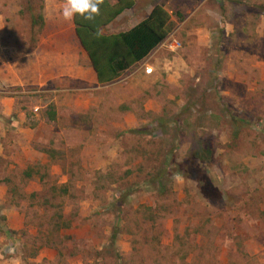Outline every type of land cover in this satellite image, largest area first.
Returning a JSON list of instances; mask_svg holds the SVG:
<instances>
[{"label":"rangeland","instance_id":"rangeland-1","mask_svg":"<svg viewBox=\"0 0 264 264\" xmlns=\"http://www.w3.org/2000/svg\"><path fill=\"white\" fill-rule=\"evenodd\" d=\"M5 1L0 105L17 110L0 114V264H264V0H133L102 32L158 5L181 48L159 54V74L107 85L63 51L74 25L54 0L59 56L40 61L59 72L33 86L42 0ZM19 114L43 153L26 170Z\"/></svg>","mask_w":264,"mask_h":264},{"label":"trees","instance_id":"trees-1","mask_svg":"<svg viewBox=\"0 0 264 264\" xmlns=\"http://www.w3.org/2000/svg\"><path fill=\"white\" fill-rule=\"evenodd\" d=\"M134 6L133 0H104L100 15L92 21L76 16L73 20L75 36L86 53L97 83L107 85L125 71L144 60L168 37V15L162 6H154L148 16L125 32L104 34L103 28ZM100 31L103 35H97ZM195 179L201 182L196 176ZM200 192L219 197L218 191L205 178Z\"/></svg>","mask_w":264,"mask_h":264},{"label":"crops","instance_id":"crops-1","mask_svg":"<svg viewBox=\"0 0 264 264\" xmlns=\"http://www.w3.org/2000/svg\"><path fill=\"white\" fill-rule=\"evenodd\" d=\"M53 2L55 3L54 0H42L43 8L45 10V15H44V20H43L44 27H45L44 33H47L46 36L48 39V44L46 47L43 46V42H44L43 38L44 37H42L41 41H40V45L37 46V48L32 53H30L28 55V56L32 55L33 58L35 57V59H36V61L34 62L35 68L32 69V72H34L33 76L35 75V77H34V79H31L29 77H25V78L22 77V81L24 82L23 84H25L26 86H31V85L33 86L36 84L49 83V81L54 79L53 74L59 72L57 63L51 61V64H49V67L47 68V70L44 71L43 63H41V61H40V60H42V57H44V55H46V58H50L51 60L54 57L59 56L60 47H59L58 40H56V39H58V37H59V33L61 31L60 30L61 26H60V22L58 20H55L54 18H51L50 13L48 12V10L52 6L51 4ZM5 6H6V1L4 2V0H0V14L2 12L1 9H4ZM113 22L111 24H109L107 26V28L113 27L112 26L114 24ZM50 26H52L55 29H58V28L59 29H58V31H56V30L54 31V30H52V27H50ZM120 32H125V31H111L109 33H104V34L110 35V34H116V33H120ZM55 37H56V39H55ZM67 42H69L67 45L68 48L62 47V49L66 53L68 58L69 59L71 58V61L73 62V61H76V57H79V59L81 57H83L81 59L82 60L81 63L83 65L89 67L88 68L89 77L91 79L93 78L97 82L95 73H94L93 69L91 68L90 61H89L86 53L81 48L76 36L74 39L72 38L71 40H69ZM161 45H162V43L155 50H153L144 60H142L139 63H136L135 65H133L129 69L132 70L135 68L134 69L135 72H142V74H144V71L142 68L144 66L149 65V64L145 63L149 57V59L151 58L154 61L152 63V65H149V66H152L154 68V72L151 75H156V74H159L160 72H162L160 59H158L159 54L163 53V49L161 48ZM76 48H77V50H76ZM77 51H80L79 54H77ZM32 56H30V57H32ZM151 75H145L144 74V76H147V77H149ZM13 82L15 83V84H13V85H15V87H22V85H23L22 83L18 84L17 82H15V79H13ZM13 85H11V86H13ZM1 103H2V106L0 105V114L6 119V121H7V119L14 118L13 116H14V113H16L17 109L14 106L15 103H14L13 99H11V100L5 99V100H2ZM32 117H34V116H32ZM24 121H26L25 115L19 114L17 116V122L21 125V127L19 126L18 130L22 129V127H23L22 125H23ZM33 131L30 128H24V127H23V131L21 130V133L23 134V138H22V142L18 143V145H19V147L20 146L22 147V156L20 158V160L22 159V161H21L22 162L21 163V169L22 170H26L27 167L31 166L32 164L37 163L38 161L42 160V158H43L42 149L38 145L39 139L37 136H35ZM5 135H6V130H5V127L2 126V129H0V144L2 142V139L5 137ZM13 144L17 146L16 143H13ZM0 153H1V149H0ZM10 214L13 215L12 212ZM10 218L12 219V216H10ZM8 225H9V228L14 229V230L21 228V225L17 226L14 222L10 223V219H9Z\"/></svg>","mask_w":264,"mask_h":264},{"label":"clouds","instance_id":"clouds-1","mask_svg":"<svg viewBox=\"0 0 264 264\" xmlns=\"http://www.w3.org/2000/svg\"><path fill=\"white\" fill-rule=\"evenodd\" d=\"M103 4L104 0H63L59 18L65 22H71L76 16H79L86 21H92L100 15ZM96 34L103 35L100 31Z\"/></svg>","mask_w":264,"mask_h":264},{"label":"built area","instance_id":"built-area-1","mask_svg":"<svg viewBox=\"0 0 264 264\" xmlns=\"http://www.w3.org/2000/svg\"><path fill=\"white\" fill-rule=\"evenodd\" d=\"M161 48L169 53H174L181 48V43L172 37H168L162 42ZM143 71L145 75H151L154 72V68L149 65L144 66Z\"/></svg>","mask_w":264,"mask_h":264}]
</instances>
